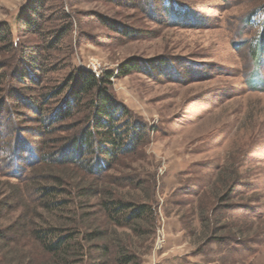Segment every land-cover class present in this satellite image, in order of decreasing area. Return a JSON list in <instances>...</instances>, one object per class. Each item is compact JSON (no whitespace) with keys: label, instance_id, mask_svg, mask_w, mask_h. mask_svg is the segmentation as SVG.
Returning <instances> with one entry per match:
<instances>
[{"label":"rangeland","instance_id":"rangeland-1","mask_svg":"<svg viewBox=\"0 0 264 264\" xmlns=\"http://www.w3.org/2000/svg\"><path fill=\"white\" fill-rule=\"evenodd\" d=\"M40 3L41 28L32 32L22 15ZM263 13L264 0H0V197H15L14 185L38 197L36 146L48 141L37 136L39 119L68 88L53 98L43 93L62 87L78 68L112 71L110 91L143 134L102 173L100 197L110 190L145 204L155 227L148 233L142 221L145 233L137 235L96 213L87 224L96 219L109 240L94 242L93 258L87 253L78 264H117L119 247L133 255L129 264H264V49L257 42ZM29 46L42 70L21 61ZM130 58L139 70L117 74ZM234 177L230 199L220 203L216 197ZM19 212H1L0 231ZM58 213L48 221L70 220L67 209ZM7 235L0 264H52L26 239Z\"/></svg>","mask_w":264,"mask_h":264},{"label":"trees","instance_id":"trees-1","mask_svg":"<svg viewBox=\"0 0 264 264\" xmlns=\"http://www.w3.org/2000/svg\"><path fill=\"white\" fill-rule=\"evenodd\" d=\"M37 6L40 8L42 4L29 5V15H22L32 32H38L41 28L35 21L36 16L42 19ZM256 11L258 9L251 15H256ZM261 21L262 31L257 42L259 47L264 49V15ZM66 29L57 33L55 43L59 42ZM36 51L33 47H24L20 59L22 62L28 60L27 66L42 70L44 63L35 55ZM138 66L135 59L130 58L118 66L117 74L125 76L131 73V70H139ZM112 75L113 72L108 70L95 74L78 68L62 87L43 93L44 99L53 98L61 94L66 86L68 88L66 96L57 108L39 119L42 131L38 132L37 136H45L48 141L36 146L39 150V162L33 170V180H37L34 187L38 197H26L20 185H14L15 197H8L12 193L0 197V217L3 211L7 213L20 208L19 214L7 230L0 231V240L4 243L9 238L7 234H11V238L17 235L18 238H24L33 244L42 255H48V263L78 264L88 257L87 253L90 259L93 258L91 249L98 248L94 242L109 240L108 229L98 226L96 219L87 224L90 219L96 217V213H103L112 224L126 226L137 235L145 233L142 221H147L148 233L154 230L152 213L145 204H135L114 197L110 190L105 192V197H100L104 193L98 183L102 173L110 170L120 156L134 149L143 134L142 125L130 121L127 111L112 95L109 88ZM35 102L30 101L31 107H36ZM83 109L82 119L72 123L76 114L81 113ZM65 120H69L71 124L55 126ZM67 130H72L67 136L56 135L58 131ZM86 176L92 179L87 182ZM234 180L235 177L230 180L232 184L226 186L224 194L216 197L217 201L222 203L230 199L228 196L233 191ZM65 193L73 197H60ZM91 199H94L93 203H89ZM86 207L93 208L92 213L84 211ZM65 209L71 213L66 215L70 218L68 222L52 224L48 221L49 217L57 216L59 210ZM43 214L48 216L47 219L43 218ZM212 214L213 212H210L211 217ZM216 221L213 219L212 225H215ZM228 227L230 225H223V228ZM87 243L89 248L85 245ZM101 249L103 250L99 256L105 257L109 249L106 245H102ZM118 250L116 263L129 264L133 257L130 251H125L124 247H119Z\"/></svg>","mask_w":264,"mask_h":264}]
</instances>
